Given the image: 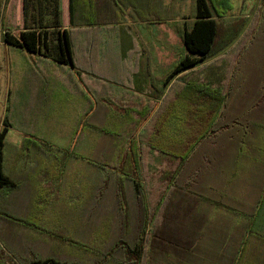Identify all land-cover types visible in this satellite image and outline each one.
<instances>
[{
  "label": "crops",
  "instance_id": "1",
  "mask_svg": "<svg viewBox=\"0 0 264 264\" xmlns=\"http://www.w3.org/2000/svg\"><path fill=\"white\" fill-rule=\"evenodd\" d=\"M30 1L41 13L50 2ZM59 5L73 67L2 43L31 60L34 68L26 67L30 79L39 81L42 117L37 137L27 131L9 136L14 127L8 123L1 172L13 186L0 190H21L23 196L0 210V256L7 264L47 259L82 264L88 256L90 264H264L263 116L245 125L241 135H223L228 103L216 102L214 89L198 101L197 93L187 90L190 83L181 79L211 62L216 72L221 55L156 85L152 74L158 59L169 63L157 49L163 41L128 37L121 53L104 49L109 42L91 33L146 31L151 25L156 31L189 30L187 15L169 17L181 12V0H59ZM6 10L8 25L22 31L23 0H6ZM179 51L187 55L182 44ZM63 91L77 98L63 101ZM95 100L105 117L116 116L124 125L113 133L94 125ZM66 103L74 110L69 132L61 124ZM229 105L233 112L242 107ZM157 110L167 112L158 124L159 113L151 119L152 127L142 136L148 149L142 157L139 129H134L144 112L150 111L146 123ZM95 128L109 136V146L98 157ZM163 175L164 181L157 180ZM130 222L139 227L131 229ZM147 223L153 224L152 236L146 237L143 252H133Z\"/></svg>",
  "mask_w": 264,
  "mask_h": 264
},
{
  "label": "rangeland",
  "instance_id": "2",
  "mask_svg": "<svg viewBox=\"0 0 264 264\" xmlns=\"http://www.w3.org/2000/svg\"><path fill=\"white\" fill-rule=\"evenodd\" d=\"M213 0H211L212 2ZM229 3H231V6L234 9V14L232 16H226V18H218V28H219V38L220 40H224L226 35L229 34L230 26L234 24L233 22H237L238 19L244 20V24L241 27V30L238 34V37L244 32L245 28L247 27L248 22L252 21V18H254V13H257L256 20L254 18V25L256 24L255 28L248 33L247 36H245L244 40H240L239 43H241L242 48L240 53L238 55H235L237 52L232 49L231 54H228L230 47L225 48V50L215 53V55H223L222 57L225 59L221 62H217V64L220 65L218 69H216V72L214 71V63H209L204 65L203 67H199L198 69H195L194 71L189 72L188 74L184 75V77H188L185 80H182L184 82H189L190 85L187 86V90L190 93L193 91L194 93L201 94L200 96L195 95L196 98H198L200 101L206 100V95L204 94L207 92L209 95H213L211 92L212 89L215 90V94L212 97L218 98V93L221 91L226 93L227 87L233 83H231V79H226V69H227V63L226 62H233L236 61V70H235V85L238 88L246 90L247 95L245 96V99L243 101H238L241 98V93L239 94L238 90H235L233 93H231L230 101L228 102V106L225 108V111L222 113V118H225L228 122L226 123L227 129L224 131V133H221L223 135H232V133L235 131L237 135H241L243 128L245 125L249 126L254 123L253 119L259 115L262 117L261 119H264V0H228ZM163 3V0H161ZM214 3V2H213ZM160 4V0H159ZM214 5L215 12H220L222 9L220 7ZM161 6L158 5V14L160 12ZM181 12L179 10H174L172 14L169 12L170 19L173 20L176 16L181 17V15L185 14L189 18L185 19V24L189 25V27H192L193 19H194V13H195V2L194 0H181ZM214 12V14H215ZM178 13V14H176ZM1 14L0 17V129L2 128V122L5 120V123H12L13 127L11 130V134H17L18 131H27L30 133V135L33 136H39L41 135V90L38 87L39 81L30 79L28 73L29 68L34 66L31 63V60L24 59L19 54L18 51H14V48H10L7 51L6 45H3V33L4 31L8 30V27H11V30L9 32L13 36H18L20 30H13V25H8L10 22H8V19L10 20L9 15L7 14V10L4 12V2L1 7ZM163 23V22H159ZM180 25L183 24L182 21L179 23ZM152 26V30H146V31H138V32H115V31H99V33H102V40L109 42L108 50L114 52L119 50L123 51V44L121 42L126 41L129 38H135L140 41L142 40H155L163 41L160 46L157 47L160 52H162L163 55L169 56V63L164 62L161 63L158 59L157 69L153 75V81L156 83V85H161L163 79L165 76L171 71L173 65L177 64L184 56V54L179 51V46L181 43L179 39V31L175 30H159L156 31L154 25ZM170 26V25H168ZM145 27V26H143ZM253 27V26H252ZM154 29V30H153ZM246 31V30H245ZM78 33L81 32H73L74 36H77ZM128 34V35H127ZM127 35V36H125ZM243 35V34H242ZM237 37V38H238ZM120 40V45L118 46V42ZM168 40L170 42V46L167 45V42L165 44V41ZM3 43V44H2ZM244 45V46H243ZM120 47V49H119ZM149 49V48H148ZM134 53V52H133ZM222 53V54H221ZM132 54V52H131ZM228 54V55H227ZM214 55V56H215ZM234 55V56H233ZM232 57V58H231ZM10 60V63H9ZM176 60V62H175ZM235 60V61H234ZM173 63V64H172ZM27 66V67H26ZM213 67V69H212ZM231 68H234L231 67ZM231 70V69H230ZM234 70V69H232ZM231 70V71H232ZM28 77V78H26ZM200 85H198L199 81ZM177 81V80H176ZM226 87V89H223V84ZM258 83H261L262 87L258 94L260 95V99L262 102H255L256 96L254 95V89L257 87ZM21 84L23 86H21ZM202 84V85H201ZM194 88V89H193ZM234 88V86H233ZM236 88V89H237ZM64 90V87H63ZM199 90V91H198ZM9 92V94H8ZM203 93V94H202ZM207 94V95H208ZM190 95V94H189ZM193 97L194 95L191 94ZM57 96V95H56ZM191 96V97H192ZM71 98L76 99L77 96L75 95H68L63 91V94L61 96V99L63 98ZM209 98V96H207ZM225 97V96H224ZM101 98V97H100ZM211 99V98H209ZM65 99H63L64 101ZM216 100V99H215ZM241 100V99H240ZM216 102H218L216 100ZM242 102V107L237 108L236 111H231V106L229 104L236 103V105L240 104ZM69 104V105H68ZM98 102L95 100V108L93 112V116L91 118V122L94 125H97L101 128L104 127L106 132L113 133L116 130L120 129L124 123H117L114 119L115 117H105V111L100 110V107L97 108ZM68 105L70 108L73 107L72 104L66 103L63 106L62 111V129L63 131L69 132L72 124L71 115L74 110H71L67 108ZM224 105V104H223ZM225 107V106H224ZM67 108V109H66ZM166 110H161L159 114L157 115L155 121L158 124V122L165 116ZM236 114L238 116V120L235 121L231 114ZM225 114V116H224ZM224 116V117H223ZM128 118V117H127ZM125 118V120H127ZM56 119H59L58 116ZM129 120V119H128ZM67 121V122H65ZM26 125V126H25ZM149 127V125H148ZM81 129V128H80ZM148 129V128H147ZM96 138L97 142L95 143L94 149H95V157L100 156V153L105 150V146H109V144H106V137L109 138V136H105L104 133L93 131L92 133ZM209 135V134H206ZM212 136V135H211ZM138 140V137H136ZM139 141V140H138ZM144 148H146L145 139L139 141V146L141 145ZM147 150L141 151L142 157L146 154ZM148 152V151H147ZM160 162V161H159ZM157 176V180H164L165 176ZM83 191L82 194H84ZM146 197L149 196V191H144ZM23 192L21 190H14L13 192H7V187L0 190V210L6 209V203L7 202H15L22 200ZM16 204V203H15ZM16 208H14L15 210ZM145 225L144 231L142 230V241L144 242L145 233L146 236L151 237V224H143ZM128 227L131 229H136L139 227V224H131L128 223ZM130 229V230H131ZM148 234V235H147ZM0 234V238H1ZM3 239H0V249L4 250L3 246L4 243L2 242ZM42 251L46 250L45 246H42ZM41 257H45V254H42ZM57 257V256H54ZM101 258L102 256L99 255ZM92 257H83V263L90 264V259ZM39 259V258H37ZM94 262V261H93Z\"/></svg>",
  "mask_w": 264,
  "mask_h": 264
},
{
  "label": "trees",
  "instance_id": "3",
  "mask_svg": "<svg viewBox=\"0 0 264 264\" xmlns=\"http://www.w3.org/2000/svg\"><path fill=\"white\" fill-rule=\"evenodd\" d=\"M3 2L5 4L6 0H0V17L2 16L1 7ZM194 2H195V13H194V19H193L194 21L192 27L189 30H182L179 32V39L185 51L187 52V55L184 56V58H182L178 62V64L171 70V72L167 75V77L164 80V84H167L171 79H173L179 73L196 67L206 59L214 56L215 53L223 51L225 50V48L230 47L231 45L232 46L230 47L227 53L231 54V51L233 49L234 51L237 52L235 55H238V53H240L242 48L241 46L242 44L239 43V41L244 40L245 36H247L248 33H250L256 26V24L254 25V18L256 17L257 13H254V18H252V21L248 22L247 27L245 28L246 31L244 30V32L242 33L243 35L241 34L238 37L241 27L244 24L243 18L238 19L237 22H233L234 24L230 26L229 34H227L225 39L222 41L219 38L218 18H226V16L235 15L231 3H229L228 0H213L212 2L211 0H194ZM36 3L37 2H31L30 0H23V30L19 32V35L17 37L13 36L8 30L4 31L2 38L3 43L8 45V47L23 49L24 51L27 52L29 56H32L33 54L34 55L39 54L51 58L53 61H55L58 64L70 65L73 67L74 63L71 58L69 31L61 30L62 24H61V11H60L59 0H50L47 10L44 11L45 13H41L39 12L38 9L33 8V5L35 6ZM213 4L220 7V9L222 10L219 13L215 12ZM36 11H38V13H34ZM91 33L95 39H100L103 37L102 33L99 32H91ZM54 40H56L55 44L52 42ZM100 45L101 46L103 45L102 42L100 43ZM108 46H106L104 49L108 50L107 49ZM99 48L101 49V47H96V49L98 50ZM222 56L219 57L217 62L218 61L221 62L225 60ZM226 63H227V69L224 77L226 76V79H231V83H233V85L230 84L227 87L228 89L226 93L221 91L220 94L218 95L217 101L228 103L231 98V93H233L235 90H238L239 94L241 93V98H240L241 100L239 99L238 101H243L245 99V96L247 95L246 90L241 89L239 87V84H238V88L234 84L236 61L233 62L231 60V62L229 61ZM233 66L234 68H231ZM230 69L231 70L234 69V70L231 71ZM188 77H182L181 79L185 80ZM198 83H199L198 85H200V82ZM222 84L224 86V83ZM260 86L261 83H258L257 87H255L256 89H254V95L256 96L254 100L255 102H262V100L260 99V95H256V93L258 94L259 90L262 88ZM223 89H226V87L224 86ZM204 94L207 95V92H205ZM197 95L200 96L201 94H197ZM241 103L242 102H240V104ZM159 112L160 110L155 111L154 114L146 123H144V121L149 117L150 111L144 112L145 115H143L141 121L134 129V132L139 129L137 133L138 134L137 137L139 141L143 140L142 136H144V134L147 132V130H149L151 126L149 124L151 119H154L153 116ZM7 127H8V123H5L4 120L2 122V128L0 129V189L3 186H10V187L13 186V183L10 182L1 172V166L3 161V156H2L3 141L7 132ZM95 129L96 131L99 132L101 131V128H95ZM144 147L142 146L141 143L138 151H143V150L148 151L147 147L146 148ZM169 179H171V177ZM136 191L138 192L137 187H136ZM162 192L163 190L161 189L157 191L159 201L162 198ZM150 224L151 226H153L152 223ZM144 227L145 225H143L142 228L143 231H144ZM146 237L147 236L145 233L144 242L141 239V244L138 245V247L135 250H133V252H138V253H140V251L143 252L144 247L146 246L145 243ZM0 258L4 262V264H7L6 262L8 260H5V258H3L2 256H0ZM17 263L22 264L20 262ZM32 264H64V263H58L51 259H47Z\"/></svg>",
  "mask_w": 264,
  "mask_h": 264
}]
</instances>
